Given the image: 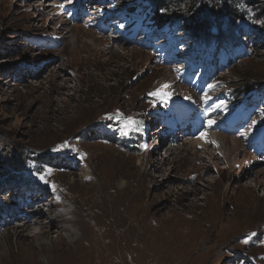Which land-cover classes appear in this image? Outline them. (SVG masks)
Masks as SVG:
<instances>
[{"label":"rangeland","instance_id":"374dc122","mask_svg":"<svg viewBox=\"0 0 264 264\" xmlns=\"http://www.w3.org/2000/svg\"><path fill=\"white\" fill-rule=\"evenodd\" d=\"M118 18L100 0H0V207L11 212L0 219V257L16 250L24 263L33 252L34 231L20 236L16 224L56 220L55 238L75 213L88 225L97 216L107 242L132 230L128 257L103 264H264V139L254 134L263 107L243 120L229 98L245 82L242 98L264 101V46L227 67L182 25L175 38L127 34ZM130 140L138 154L123 149ZM223 140L238 144L235 156L220 154ZM59 160L71 168L46 164ZM18 177L32 181L15 186Z\"/></svg>","mask_w":264,"mask_h":264},{"label":"trees","instance_id":"16d2710c","mask_svg":"<svg viewBox=\"0 0 264 264\" xmlns=\"http://www.w3.org/2000/svg\"><path fill=\"white\" fill-rule=\"evenodd\" d=\"M146 8L141 9L134 3L128 4L124 0H100L103 6L110 5L114 7L119 18L116 28L120 31L129 33L135 30L145 32V34L156 31L166 32L171 38L179 35L178 25L184 26L189 35L198 40V43L204 45L208 52L217 44H221L220 53H225L226 62L229 67L236 65L237 59H247L248 56H255L263 47L264 43V0H141ZM247 26L250 30V39H242L239 34L243 27ZM234 35V36H233ZM239 58L240 55L244 54ZM238 56V57H237ZM202 68V67H201ZM204 72V70H201ZM245 78V74L239 76ZM194 79V77H192ZM262 88L264 89V84ZM243 84L238 85L234 91L229 93V98L233 102V110L243 108L245 113H252L263 107L261 95H252L243 99V95L250 94L251 89H247ZM256 100V101H254ZM254 102V104H251ZM257 137L264 136V114L261 117V124L254 133ZM93 137L97 134L91 133ZM116 142V140H114ZM123 149L128 153L138 154V143L130 140L121 142ZM49 166L66 168V160L46 161ZM32 180H24L20 177L10 179L15 186H23ZM28 189V188H27ZM42 190H39L41 193ZM21 194V193H20ZM19 198L21 195L13 196ZM39 196V197H41ZM0 207V219L7 217L6 212L9 209ZM11 214V212H9ZM262 236L264 232L261 230ZM257 232L251 233V238H255ZM246 240V237H245ZM244 262H250L246 259Z\"/></svg>","mask_w":264,"mask_h":264},{"label":"bare ground","instance_id":"6f19581e","mask_svg":"<svg viewBox=\"0 0 264 264\" xmlns=\"http://www.w3.org/2000/svg\"><path fill=\"white\" fill-rule=\"evenodd\" d=\"M156 115H157L156 118H158L159 114H156ZM169 120H170V117L169 116L166 117L165 121H169ZM179 120H182L186 123L189 122L187 117H184V118L180 117ZM205 127H206L205 124H203L202 129H205ZM159 128H161V126ZM162 128H164V127L162 126ZM158 130L159 129L157 126H154V128H151V132H155ZM148 132H150V131H148ZM166 132H168V134H166V136L171 137V133L175 132V129L171 128L169 130H166ZM162 136L163 135L161 134V139L166 137V136L165 137H162ZM202 139H204V142H206L208 144L211 142L210 138H207L206 135L202 136ZM206 140H208L209 142ZM218 147H219L220 154L225 155V158L229 159L230 155H234L235 151H237L238 144L235 143V145L234 144L232 145V143L229 140H223V141H220V144ZM170 151H172V150L170 149ZM169 161H170L169 158L165 161L158 160V164L160 166L159 168L162 169V167L167 165ZM260 185L264 187V170L262 172V178L260 181ZM95 199H93V200H95ZM88 200H90V198ZM116 201H118V200H116ZM119 201H118V203H119ZM108 202H109V200H108ZM112 202H114V201H112ZM97 204H100L99 201ZM94 208H96V207H94ZM115 209H117V208L115 207ZM117 212H118V210H117ZM66 214H69V211L67 209H64V212L62 213V215H66ZM73 215H75V216L70 220L64 219L63 222L65 223V225L62 226V230L57 234V237H55V238L53 236V227H55V226L58 227L61 225V224L57 223L56 220L55 221L50 220V222L47 223L46 221H43L39 217L37 218L36 216L35 217L30 216L29 218L27 217L28 219H26L25 222H23L21 224L20 223L16 224L15 228L17 230H20V232H18L20 234V236H21V234H23L22 230L24 228H26L30 231H34L33 234L31 235V238L33 240L32 241L33 252L30 253L31 256L23 263V262H21L23 260L20 261L18 259V252L16 250H14L11 257H9V258L0 257V264H17V263H19V264H84V263H86V264H99V263L103 264V262L107 261L108 259H110V257H112L114 255L118 256V254L119 255L122 254L121 256L128 257V254H127L129 251L128 249L131 248L130 244H132L130 242L132 240L129 239L131 237V231H132V230H130V227L127 230L123 231L122 233L120 232L121 234L118 236L115 235L116 233H113L112 237H108V239H110L111 241L107 242V241H105V239L108 235L109 230L103 222H101L99 219H97V216H95V220L91 221L90 225H88L87 224L88 221L85 220L82 216L77 215L75 213H73ZM99 215H100V213H99ZM126 215L127 214H125V216ZM175 216H177V214H174V217ZM123 217H124V215H123ZM174 217L171 216L170 219H175ZM178 217H180V215ZM178 217H176V218H178ZM125 219H127V216ZM59 221H61V220H59ZM130 221H134V220H130ZM136 221H137V219H136ZM32 222L36 223L39 226V228L38 229L32 228L31 226L33 224L31 226L29 225V223H32ZM124 222H122V223L124 224ZM168 222H169V225L171 223H173V221H168ZM119 224H121V223L119 222ZM187 224H189V227H190L194 223H187ZM119 227H121V225ZM120 231H122V230L120 229ZM134 233H136V232H134ZM141 235L144 236L143 234H141ZM142 236H140V237H142ZM25 237H29V236H25ZM134 239H135V237H134ZM123 240H125V243H126L125 246H121V241H123ZM152 241H154V240H152ZM152 241L150 240V242H152ZM85 243H87L88 245H86ZM159 243H161V249H163V248L165 249V246H167V244L163 241V239H160ZM152 244H154V243L152 242ZM156 245H158V244H156ZM149 246H151V245H149ZM167 249H169V248H167ZM133 255H134V253H133ZM146 255L149 256L148 254H146ZM142 257H143V259H145L144 256H142ZM118 258H119V256H118ZM133 258H134V256H133Z\"/></svg>","mask_w":264,"mask_h":264},{"label":"snow or ice","instance_id":"6c2138e0","mask_svg":"<svg viewBox=\"0 0 264 264\" xmlns=\"http://www.w3.org/2000/svg\"><path fill=\"white\" fill-rule=\"evenodd\" d=\"M168 87H170V85H164V86H162V88H165V89L168 88ZM160 94L168 95V93H166V92H164V93H154V95H160ZM209 123L211 125L212 122L210 121ZM41 179L43 180L44 178L41 177Z\"/></svg>","mask_w":264,"mask_h":264}]
</instances>
